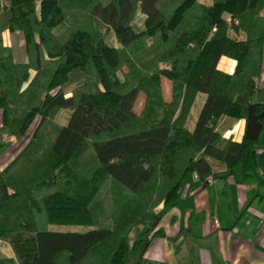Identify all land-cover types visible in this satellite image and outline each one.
Returning <instances> with one entry per match:
<instances>
[{
  "label": "trees",
  "instance_id": "obj_1",
  "mask_svg": "<svg viewBox=\"0 0 264 264\" xmlns=\"http://www.w3.org/2000/svg\"><path fill=\"white\" fill-rule=\"evenodd\" d=\"M4 1L0 154L8 138L24 143L0 167V241L12 247L17 264H126L178 205L192 174L204 182L233 177L264 187L257 142L223 141L217 131L222 117L247 120L251 105L264 111V87L256 84L264 0H213L211 6L200 0H40L39 8L38 0ZM138 11L145 16L142 31L133 27ZM98 22L120 48L106 42ZM232 22L245 40L229 37ZM4 30L21 33L27 63L15 62ZM223 56L237 62L233 74L218 70ZM30 70L37 72L31 80ZM75 71L85 80L66 97L63 87ZM163 78L171 82L170 102ZM140 93L145 103L137 115ZM199 93L207 99L189 131ZM61 109L72 111L63 127L53 121ZM208 158L223 162L225 172L214 173ZM52 225L90 230L56 232ZM137 227L142 231L130 245Z\"/></svg>",
  "mask_w": 264,
  "mask_h": 264
},
{
  "label": "crops",
  "instance_id": "obj_2",
  "mask_svg": "<svg viewBox=\"0 0 264 264\" xmlns=\"http://www.w3.org/2000/svg\"><path fill=\"white\" fill-rule=\"evenodd\" d=\"M1 2L6 5L4 0ZM37 3L39 8L40 0ZM200 3L211 6L213 0H200ZM139 15L141 22L137 25L133 22V27L137 31H142L145 16L141 12ZM261 15L264 18V10ZM224 18L230 21L229 15L225 14ZM62 31L63 28L56 29L55 33L60 34ZM110 34V36L105 35L106 42L112 47L120 48L111 30ZM1 35L4 46L11 50L15 62L27 63L28 54L21 33L4 30ZM228 35L237 41L246 39V35L236 22L231 23ZM236 64L234 59L223 56L219 60L218 70L233 74ZM36 73V70H30V80ZM84 80L83 72H73L69 82L63 87L66 97H71ZM256 84L258 88L264 87V47L261 73L256 79ZM27 85L28 83L24 88ZM162 89L164 100L170 102L171 82L166 78L162 79ZM206 99L205 94L197 95L186 122L189 131L195 129ZM144 103L145 95L140 93L134 104L135 114H141ZM71 113L69 109L59 110L54 117V123L60 127L66 126ZM246 128L245 119L222 117L217 131L223 141L231 138L241 142L245 138ZM21 143L22 141L12 137L7 139L6 150L0 154L1 169H4L19 153ZM256 149L260 157L264 153V129ZM207 160L214 173L225 172L226 165L223 162L213 158ZM50 230L84 233L90 228L58 226L56 229L50 227ZM140 231L142 227L132 231L129 237L130 245L135 243ZM126 264H264V187H258L255 181L238 184L233 177L204 182L194 174L189 175L181 187L178 205L163 216L157 232L151 237L148 245H143Z\"/></svg>",
  "mask_w": 264,
  "mask_h": 264
},
{
  "label": "rangeland",
  "instance_id": "obj_3",
  "mask_svg": "<svg viewBox=\"0 0 264 264\" xmlns=\"http://www.w3.org/2000/svg\"><path fill=\"white\" fill-rule=\"evenodd\" d=\"M138 13L140 14V12L138 11L136 14L134 20L135 25H137L138 22H141L140 15ZM97 26L105 35L108 36L111 35L110 29H108L107 27L101 25L99 22ZM23 143L20 144V148L23 146ZM91 156H92V151L91 149H88L87 152H85V157L87 158ZM50 227L51 229H56L58 225H52ZM0 258L4 261V264H17L12 247L5 241H0Z\"/></svg>",
  "mask_w": 264,
  "mask_h": 264
},
{
  "label": "water",
  "instance_id": "obj_4",
  "mask_svg": "<svg viewBox=\"0 0 264 264\" xmlns=\"http://www.w3.org/2000/svg\"><path fill=\"white\" fill-rule=\"evenodd\" d=\"M264 116V111L262 113H257L256 106L251 105L249 107L247 116V128L245 138L247 140L258 142L260 140V135L264 129V124L261 119Z\"/></svg>",
  "mask_w": 264,
  "mask_h": 264
},
{
  "label": "built area",
  "instance_id": "obj_5",
  "mask_svg": "<svg viewBox=\"0 0 264 264\" xmlns=\"http://www.w3.org/2000/svg\"><path fill=\"white\" fill-rule=\"evenodd\" d=\"M215 30V29H214ZM196 178H197V176H195ZM213 181V179H208V182H212Z\"/></svg>",
  "mask_w": 264,
  "mask_h": 264
}]
</instances>
